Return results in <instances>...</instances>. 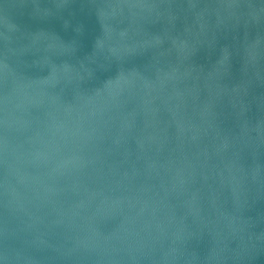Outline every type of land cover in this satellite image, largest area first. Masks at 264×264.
I'll list each match as a JSON object with an SVG mask.
<instances>
[{
    "label": "water",
    "instance_id": "obj_1",
    "mask_svg": "<svg viewBox=\"0 0 264 264\" xmlns=\"http://www.w3.org/2000/svg\"><path fill=\"white\" fill-rule=\"evenodd\" d=\"M0 264H264V0H0Z\"/></svg>",
    "mask_w": 264,
    "mask_h": 264
}]
</instances>
